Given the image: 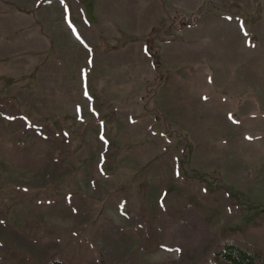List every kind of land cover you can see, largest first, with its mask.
<instances>
[{
	"label": "rangeland",
	"instance_id": "rangeland-1",
	"mask_svg": "<svg viewBox=\"0 0 264 264\" xmlns=\"http://www.w3.org/2000/svg\"><path fill=\"white\" fill-rule=\"evenodd\" d=\"M0 264H172L187 207L264 252V0H0Z\"/></svg>",
	"mask_w": 264,
	"mask_h": 264
},
{
	"label": "trees",
	"instance_id": "trees-1",
	"mask_svg": "<svg viewBox=\"0 0 264 264\" xmlns=\"http://www.w3.org/2000/svg\"><path fill=\"white\" fill-rule=\"evenodd\" d=\"M0 113L4 114L3 106ZM121 213L152 237L145 243V253L153 250L176 252L172 264H264V252L243 240H224L213 232L204 217L192 207L173 216L161 214L154 222L122 206Z\"/></svg>",
	"mask_w": 264,
	"mask_h": 264
}]
</instances>
